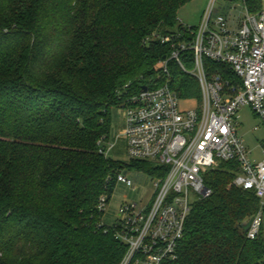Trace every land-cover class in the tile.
I'll use <instances>...</instances> for the list:
<instances>
[{
	"label": "trees",
	"instance_id": "trees-1",
	"mask_svg": "<svg viewBox=\"0 0 264 264\" xmlns=\"http://www.w3.org/2000/svg\"><path fill=\"white\" fill-rule=\"evenodd\" d=\"M192 1L0 0V264L123 262L98 204L123 170H157L101 152L111 111L165 83L170 48L148 39L183 31L178 14ZM170 74L180 99L201 100L195 78L174 63ZM239 171L231 161L204 174L211 195L194 203L178 259L163 264H264L263 228L255 240L245 231L261 202L234 186Z\"/></svg>",
	"mask_w": 264,
	"mask_h": 264
},
{
	"label": "built area",
	"instance_id": "built-area-1",
	"mask_svg": "<svg viewBox=\"0 0 264 264\" xmlns=\"http://www.w3.org/2000/svg\"><path fill=\"white\" fill-rule=\"evenodd\" d=\"M238 1L246 10L242 18L231 12L212 20L216 0H212L200 25L183 31L154 34L148 41H160L171 54L160 63L165 79L129 98L120 109L125 112L126 151L131 161L149 162L156 168L152 202L124 203L111 226L116 240L127 253L121 264H163L178 259L187 219L195 202L211 195L204 174L221 162L235 161L240 171L233 184L254 191L261 208L251 219L247 238L260 236L264 223V153L255 163L238 135L239 111L249 107L264 122V0L258 9L246 0ZM256 5V7H257ZM210 61L225 67L233 80L218 71L209 73ZM187 64L191 65L186 68ZM170 63L195 78L200 85L199 108L181 109L180 99L170 86ZM109 149L101 151L106 156ZM116 183L134 188L123 172ZM106 197L98 210L105 211Z\"/></svg>",
	"mask_w": 264,
	"mask_h": 264
},
{
	"label": "rangeland",
	"instance_id": "rangeland-1",
	"mask_svg": "<svg viewBox=\"0 0 264 264\" xmlns=\"http://www.w3.org/2000/svg\"><path fill=\"white\" fill-rule=\"evenodd\" d=\"M212 0H194L184 6L178 14L179 21L188 27L197 28L205 12L209 9ZM232 8L234 17L242 18L246 10L238 1L229 2L227 0H216L212 20L218 15H228ZM197 99H190L189 102L181 103V109L199 108ZM126 120L125 112L122 109H112L111 111V132L106 145L109 149L107 157L113 161L128 165L131 160L126 151L125 140ZM238 135L244 141L250 158L255 163L263 160L264 153V122L263 119L249 108L244 107L239 111V123L237 126ZM123 173L134 182V188H129L123 184H117L110 202L107 204L102 216V222L107 226H112L118 219L119 209L122 204L138 202L147 204L152 202L155 194L153 175L146 172H135L123 170ZM264 203V199L262 200ZM264 239V223L263 236Z\"/></svg>",
	"mask_w": 264,
	"mask_h": 264
},
{
	"label": "water",
	"instance_id": "water-1",
	"mask_svg": "<svg viewBox=\"0 0 264 264\" xmlns=\"http://www.w3.org/2000/svg\"><path fill=\"white\" fill-rule=\"evenodd\" d=\"M144 91H147V87H144V89H143ZM249 227H250V223L246 226V229H245V231H248V229H249Z\"/></svg>",
	"mask_w": 264,
	"mask_h": 264
}]
</instances>
